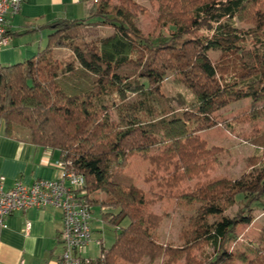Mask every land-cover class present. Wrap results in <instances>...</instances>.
I'll use <instances>...</instances> for the list:
<instances>
[{
	"label": "trees",
	"instance_id": "trees-1",
	"mask_svg": "<svg viewBox=\"0 0 264 264\" xmlns=\"http://www.w3.org/2000/svg\"><path fill=\"white\" fill-rule=\"evenodd\" d=\"M148 1L163 4L167 34L141 36L130 10L138 5L131 0H117L119 7L97 0L85 19L51 22L44 48L24 61L0 64V119L8 133L58 149L84 177L92 212L98 207L115 233L109 247L101 243L97 264L157 258L161 264H232V227L247 217L239 214L210 229L206 215L235 203L239 194L244 205L262 207L264 160L238 177H207L217 149L198 132L215 126L217 114L239 100H250L253 115L264 113V0ZM92 17L111 26L112 35L80 39ZM59 47L72 52L63 65L51 56ZM170 73L185 91H161ZM134 154L153 168L145 180H156L154 197L146 198L124 171ZM193 179L191 187L180 189ZM163 198L187 210L180 244L158 239L164 214L153 207ZM204 244L212 250L202 261L194 250ZM246 264H264V244L255 246Z\"/></svg>",
	"mask_w": 264,
	"mask_h": 264
},
{
	"label": "rangeland",
	"instance_id": "rangeland-1",
	"mask_svg": "<svg viewBox=\"0 0 264 264\" xmlns=\"http://www.w3.org/2000/svg\"><path fill=\"white\" fill-rule=\"evenodd\" d=\"M131 1L138 5V8L132 6L130 10H132L134 23L141 36L151 38L169 32V27L163 25L164 19L159 11L163 4L148 0ZM111 6L119 7V2L111 0ZM108 9L113 11L111 7ZM90 19L92 23L83 26L85 31L79 36L80 39L89 34H94L89 38L98 37L99 39L112 35L114 30L111 26H101L96 17ZM237 24L249 26L243 21H238ZM71 53V50L59 47L52 50L51 56L63 65L72 58ZM211 55L213 58L218 56L216 51ZM161 91L165 95L171 96L177 92L185 91V88L176 75L170 73L163 81ZM250 107L251 103L248 98L233 102L217 114L218 123L215 126L198 132L199 137L205 141L208 147L217 149L213 168L208 170L207 177H238L242 171L248 169L255 162L264 160V144H262V140H264V113L253 115L255 111H250ZM152 169L149 161L139 154L130 156L124 167L125 173L134 184L145 191L146 198L154 197L153 193L157 192L159 188L156 186L155 179L145 180ZM155 174L160 176L164 172L157 170ZM206 176H202L201 180L206 179ZM194 182L195 179L185 181L181 183L180 189L186 190ZM95 196L99 197L101 194L96 193ZM241 200H243L242 195L239 194L235 203L222 205L217 210H210L206 215V223L210 229L215 226L224 227L239 214L247 217L248 222L236 221L232 227V239L227 245V253L233 258L232 264H246L252 257L255 246L264 244V205L262 207L259 205L250 207L244 205L245 203H242ZM261 202L264 203V200ZM93 210L92 240L87 244L85 253L91 257L99 255L101 243L104 247H109L115 234L114 228L102 221L99 208L94 207ZM153 210L164 214L163 222L157 231L159 241L180 244L178 233L184 222L183 215L187 210L175 205L174 200L168 198L158 201ZM125 223L126 221L122 222V224ZM211 250L204 244L196 248L194 254L198 260L204 261L209 259ZM147 262L144 259L139 264H161L159 258L151 263ZM183 263V260H179L177 264ZM118 264L126 263L118 259Z\"/></svg>",
	"mask_w": 264,
	"mask_h": 264
},
{
	"label": "crops",
	"instance_id": "crops-1",
	"mask_svg": "<svg viewBox=\"0 0 264 264\" xmlns=\"http://www.w3.org/2000/svg\"><path fill=\"white\" fill-rule=\"evenodd\" d=\"M94 0H25L9 17L8 43L0 46V64L24 61L45 47L49 24L56 19H85L95 11ZM56 148L35 144L6 131L0 119V177L4 189L15 180L29 184L59 177ZM0 227V264H56L61 252L57 208H31L7 216Z\"/></svg>",
	"mask_w": 264,
	"mask_h": 264
},
{
	"label": "built area",
	"instance_id": "built-area-1",
	"mask_svg": "<svg viewBox=\"0 0 264 264\" xmlns=\"http://www.w3.org/2000/svg\"><path fill=\"white\" fill-rule=\"evenodd\" d=\"M24 1L0 0V46L8 43L9 17L20 11ZM69 163L60 158L56 164L60 174L56 179H39L29 184L18 179L8 189H4V178L0 177V227L15 212L57 208L61 212L58 234L61 252L56 264H97L95 257L85 254L92 240L93 212L84 196V177L71 170Z\"/></svg>",
	"mask_w": 264,
	"mask_h": 264
}]
</instances>
